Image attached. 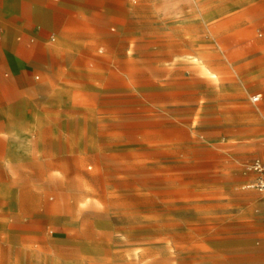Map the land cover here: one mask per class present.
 Masks as SVG:
<instances>
[{
  "label": "rangeland",
  "instance_id": "obj_1",
  "mask_svg": "<svg viewBox=\"0 0 264 264\" xmlns=\"http://www.w3.org/2000/svg\"><path fill=\"white\" fill-rule=\"evenodd\" d=\"M67 9L0 134V264H264V0Z\"/></svg>",
  "mask_w": 264,
  "mask_h": 264
},
{
  "label": "crops",
  "instance_id": "obj_2",
  "mask_svg": "<svg viewBox=\"0 0 264 264\" xmlns=\"http://www.w3.org/2000/svg\"><path fill=\"white\" fill-rule=\"evenodd\" d=\"M67 5L68 0H0V134L21 125L25 98L34 94V69L65 35ZM7 143L0 135V174L7 173L3 159L17 156Z\"/></svg>",
  "mask_w": 264,
  "mask_h": 264
},
{
  "label": "built area",
  "instance_id": "obj_3",
  "mask_svg": "<svg viewBox=\"0 0 264 264\" xmlns=\"http://www.w3.org/2000/svg\"><path fill=\"white\" fill-rule=\"evenodd\" d=\"M261 94L254 95L252 97L253 101H259ZM250 169L258 173V177L251 186L256 187L263 195L264 198V160L261 158H256L250 165Z\"/></svg>",
  "mask_w": 264,
  "mask_h": 264
}]
</instances>
